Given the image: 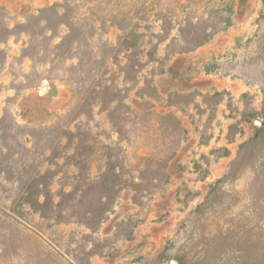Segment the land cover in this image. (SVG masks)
Here are the masks:
<instances>
[{
  "label": "rangeland",
  "instance_id": "1",
  "mask_svg": "<svg viewBox=\"0 0 264 264\" xmlns=\"http://www.w3.org/2000/svg\"><path fill=\"white\" fill-rule=\"evenodd\" d=\"M0 264H264V0H0Z\"/></svg>",
  "mask_w": 264,
  "mask_h": 264
}]
</instances>
